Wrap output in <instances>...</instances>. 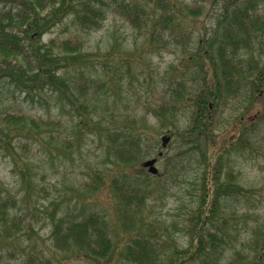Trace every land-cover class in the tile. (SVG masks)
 <instances>
[{
	"label": "trees",
	"instance_id": "16d2710c",
	"mask_svg": "<svg viewBox=\"0 0 264 264\" xmlns=\"http://www.w3.org/2000/svg\"><path fill=\"white\" fill-rule=\"evenodd\" d=\"M263 6L264 0H226L210 36L195 40L190 21L204 12L198 3L0 0V83L17 81L20 86L32 89L50 85L52 92L63 97L71 92L73 99L68 96V103L74 111L84 112L79 115L81 120L73 121L71 126L62 118L52 116L36 117L24 111L0 112V148L10 151L9 146L14 150L15 145L18 153L21 148L27 154L33 143L47 144L46 138L62 141L70 148L79 135L86 131L95 133L105 147L112 168L108 176L109 171L92 169V176L83 183V188L93 193L89 195L91 198L98 197L102 188L107 189L115 205L114 223L133 231L125 239L124 258L119 264H207L210 255L219 260L234 244V238L229 236L235 213L230 210V215L224 216V204L244 191L228 156L241 147L252 149L255 135L264 128ZM110 13L144 37L143 47L151 52L170 47L179 49L188 61L185 69L190 67L189 71L179 70L180 77L162 88L159 103L149 108L163 134L178 136L187 144H193L192 137H199L207 145L201 149L195 144L169 157L165 171L159 174V184L167 185V173L183 170L186 164L196 172L199 170L194 165L203 167L197 178L200 193L196 207L182 226L183 232L189 235L184 238L186 244L170 234L168 226L161 231L160 221L153 219L147 210L156 192L152 187L155 182L151 181L156 176L140 164L156 153L161 143L150 138L146 118L139 121L128 108L123 115H93L97 113L95 101L106 105L101 98L106 82L104 77L95 78L89 73L80 40L50 36L46 42L42 41V36L65 18H70L78 30L91 32L101 29ZM118 47L119 43L112 44L106 57L114 61L128 59L130 53L126 50H118V55L113 57L112 52ZM136 54L132 52L130 57ZM59 70L71 71L73 77L59 74ZM235 100L240 105L245 103L243 112L218 134L221 114ZM75 101L81 102L79 107L74 105ZM61 108L65 109L66 105ZM186 116L189 122L181 127V119ZM62 128L70 136L57 131ZM23 176L26 183L32 182L27 174ZM19 196L11 193L0 196V264H12L14 260V264H35L38 259L34 237L39 215L29 209L20 213ZM49 216L64 258L106 259L113 253L116 244L109 222L100 211L91 210L80 218L64 215L57 220L55 209ZM263 226L260 223L258 227ZM261 228L254 232L257 237L251 235L249 250L235 249L229 264H264Z\"/></svg>",
	"mask_w": 264,
	"mask_h": 264
},
{
	"label": "rangeland",
	"instance_id": "374dc122",
	"mask_svg": "<svg viewBox=\"0 0 264 264\" xmlns=\"http://www.w3.org/2000/svg\"><path fill=\"white\" fill-rule=\"evenodd\" d=\"M181 1L190 4L198 3L204 7L203 14L198 19L190 21V28L194 32L193 38L199 40L201 37L210 36L216 28L226 0ZM262 13L264 14V10ZM50 36L72 37L80 40L85 59L90 66L89 73L95 78L104 77L106 88L101 98L106 105L95 101L94 107L97 113L91 112L93 115L107 116L109 113L123 115L128 108L139 121L146 118L150 138L161 143L164 130L157 127V119L149 108L157 104L156 102L159 103V99L163 96L162 88L164 89L172 80L180 77L179 70L187 66L188 61L184 60L181 50L170 47L159 51L154 49L151 52L147 47H143L142 35L122 18L111 13L103 22L101 29L91 32L78 30L70 18H65L42 36V41L46 42ZM117 43L120 48L113 50V57L118 55V50H126V53H130L128 59L118 58L114 61L113 58L106 57L111 45ZM132 52H137L136 56L130 57ZM187 70L189 71L190 67ZM70 72L58 71L67 78L73 77ZM5 82L0 83L1 113L24 111L36 117L52 116L62 118L70 126L73 121L77 123L79 119L81 120L82 117L79 115L84 114L82 110L74 111L68 103V96L73 99L71 92L63 97L52 92L50 85L32 89L20 86L17 81ZM67 83L70 87L71 81L68 80ZM80 103L75 101L74 105L79 107ZM231 104L221 114L222 125L218 134L243 112L242 107L245 103L240 105L238 100H235ZM61 105H66V108L62 109ZM188 122V116L182 117L181 127L186 126ZM57 131L62 132L64 136H70L64 128ZM1 137L2 134H0ZM44 140L47 144L33 143L34 146L27 154L21 148L18 153L15 145H13L14 150L9 146L10 151L0 148V196H6L8 193L20 195V213L29 209L39 215L34 237V247L38 251L35 264H45L46 260L48 264H119L124 258L125 239L130 238L133 231L125 230L120 224L114 223L115 205L107 189L102 188L98 197L91 198L89 195L93 193L85 192L83 188V183L92 176L90 174L92 169L98 167L107 173L112 168L105 147L98 136L89 131L79 135L70 148L66 145L68 149H65L62 141H49L47 138ZM191 140L193 144H187L186 140L172 135L167 147L157 146L156 153L153 152L142 161L143 163L154 157L158 159L156 162L158 173L156 175L150 173L156 176L151 180L155 182V186L152 187L156 189V192L147 210L153 219L160 221L161 231L168 226L169 233L174 237L178 236L182 244H186L184 238L189 237L187 231L183 232L182 226L185 225L190 211L196 207L195 202L200 193V181L197 178L203 167L194 165L195 169L199 170L196 172L191 169L192 166L189 167L186 164L183 170L171 171L167 173V176L165 175L168 177L167 185L159 184V174L165 171L168 165L167 159L179 151H184L195 144L201 149L207 148L202 138L192 137ZM253 141L255 146L252 149L241 147L228 156L229 164L239 174L238 183L244 187V191H240L224 204L222 211L224 216L230 215V210L235 213L236 220L232 226L236 227L231 226L232 235L229 236L234 238L233 248L227 249L219 260L210 255L207 258V264H229L235 249L248 251L247 244L251 235L261 228L258 227L260 223H264V128L255 135ZM159 152L164 154L160 156ZM24 173L30 179L32 178V182H27L28 184L25 182ZM26 179L29 180V178ZM55 209L57 220H61L64 215L80 218L91 210L100 211L109 222L110 233L116 244L113 253L106 259H88L83 256L73 259L64 258L56 244L53 233L54 224L49 216V213ZM261 229L264 230V226ZM253 236L257 237V234ZM14 263L16 260L12 262Z\"/></svg>",
	"mask_w": 264,
	"mask_h": 264
},
{
	"label": "water",
	"instance_id": "95a60500",
	"mask_svg": "<svg viewBox=\"0 0 264 264\" xmlns=\"http://www.w3.org/2000/svg\"><path fill=\"white\" fill-rule=\"evenodd\" d=\"M171 137L170 136H164L162 138L163 140V145L166 146L167 143L170 141ZM156 162L157 158L149 159L143 162V166L147 167L149 169V172L152 174H157L158 173V168L156 167Z\"/></svg>",
	"mask_w": 264,
	"mask_h": 264
}]
</instances>
